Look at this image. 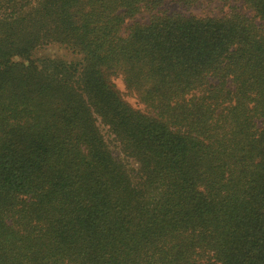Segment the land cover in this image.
I'll use <instances>...</instances> for the list:
<instances>
[{
  "label": "trees",
  "instance_id": "trees-1",
  "mask_svg": "<svg viewBox=\"0 0 264 264\" xmlns=\"http://www.w3.org/2000/svg\"><path fill=\"white\" fill-rule=\"evenodd\" d=\"M219 1L0 0V264H264V0Z\"/></svg>",
  "mask_w": 264,
  "mask_h": 264
},
{
  "label": "rangeland",
  "instance_id": "rangeland-1",
  "mask_svg": "<svg viewBox=\"0 0 264 264\" xmlns=\"http://www.w3.org/2000/svg\"><path fill=\"white\" fill-rule=\"evenodd\" d=\"M236 5H238V7H240V4L238 2H236ZM165 9L167 10H174V9H178L180 11H184L186 13H192V14H196V15H222L225 12L228 11V7L226 5H222V3L219 0H201L200 4H196V5H192L190 8L188 9H184V8H179L176 6V4L174 2L168 1L165 3L164 6ZM242 9V7H240ZM247 14H250L249 11H245ZM146 16H137L138 20H145ZM45 53V54H62L65 53L64 50H60L58 49V46L55 45H50L46 48H44L43 50H40L38 52V54L40 53ZM116 83L118 88L121 90V92H123L124 94V88L123 85L121 84L119 79H116ZM125 98L127 100H129L132 104L135 105L134 102V98L129 96V95H124Z\"/></svg>",
  "mask_w": 264,
  "mask_h": 264
}]
</instances>
